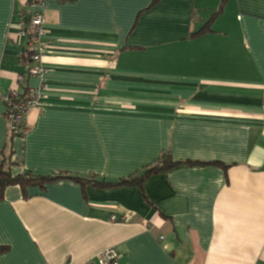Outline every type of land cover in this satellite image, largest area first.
Returning a JSON list of instances; mask_svg holds the SVG:
<instances>
[{"label":"crops","instance_id":"obj_1","mask_svg":"<svg viewBox=\"0 0 264 264\" xmlns=\"http://www.w3.org/2000/svg\"><path fill=\"white\" fill-rule=\"evenodd\" d=\"M42 3L43 82L20 61L21 14L35 9L0 0L10 171L119 183L164 155L202 163L143 189L66 177L9 186L0 264H97L109 248L119 264H264V0ZM20 75L43 90L26 134L6 116Z\"/></svg>","mask_w":264,"mask_h":264},{"label":"built area","instance_id":"obj_2","mask_svg":"<svg viewBox=\"0 0 264 264\" xmlns=\"http://www.w3.org/2000/svg\"><path fill=\"white\" fill-rule=\"evenodd\" d=\"M42 5L43 3L30 5L31 9L35 10L29 12L31 20L28 23H26L23 13L21 14V35L27 38L26 49L32 53L33 63L28 73L40 77L43 82L46 70L42 62L45 53L42 37L46 17L43 11L38 9ZM24 81L25 76L20 75L17 79L18 85L13 87L5 97L6 116L10 129L17 134H26L29 131L28 115L32 109L40 108L42 103V86L40 88L24 87ZM115 218V216L112 217L113 220ZM119 259V253L115 249L109 248L99 253L97 264H119Z\"/></svg>","mask_w":264,"mask_h":264},{"label":"trees","instance_id":"obj_3","mask_svg":"<svg viewBox=\"0 0 264 264\" xmlns=\"http://www.w3.org/2000/svg\"><path fill=\"white\" fill-rule=\"evenodd\" d=\"M43 0H26V6H30L32 4H39L42 3ZM216 15V14H215ZM214 15V16H215ZM23 16L25 18L26 23L30 22L31 15L27 10L23 11ZM211 21L208 23L210 24ZM207 24V25H208ZM206 30H208V26L205 27L204 30L201 31V33H204ZM22 54L20 55V61L23 65L27 67L29 70L32 66V53H29L26 49V46L23 48ZM2 156V155H0ZM198 163L202 162H193V161H187V162H176L174 161L170 155H164L161 160H159L158 163H154L152 165H149L144 169L143 172L137 173L136 175H132L129 178L123 179L119 183H111V182H100L96 180H86L82 179L80 177H75L71 175H63L62 173L59 174L56 177H45V176H39L35 175L31 172L23 173V174H13L10 171L9 165L11 162H7V160L3 157L0 158V200L3 199L6 189L9 186L21 184L23 186H27L30 184H34L37 180L39 181H45V180H52L57 178H70L74 179L75 181L80 182L83 185H92L95 187H115L119 185L123 186H138L140 189H143L144 183L147 180L148 177L154 174H158L160 172L164 171H171L172 169L181 166L183 164L185 165H196ZM7 250V247H0V253Z\"/></svg>","mask_w":264,"mask_h":264}]
</instances>
